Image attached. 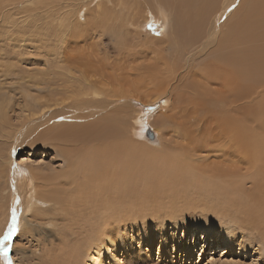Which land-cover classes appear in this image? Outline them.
I'll list each match as a JSON object with an SVG mask.
<instances>
[{
	"label": "rangeland",
	"instance_id": "374dc122",
	"mask_svg": "<svg viewBox=\"0 0 264 264\" xmlns=\"http://www.w3.org/2000/svg\"><path fill=\"white\" fill-rule=\"evenodd\" d=\"M89 2L90 0H0V118H2L0 119V169L4 168L3 164L6 159L8 160L9 150L5 146L12 142L9 148L12 150L14 145L15 138L14 136L9 138V131L14 125L16 127L13 133L21 129L22 126H19L21 121L18 117L22 111H25L26 104H33L34 98L61 92L71 81L69 79L75 76L76 78L72 79L74 82L80 76L78 71L70 68V64L64 57L62 45L67 44V47H70L69 54L80 51L82 57L95 58L94 60L101 62L103 65L100 74L107 78L104 79L105 81H113L115 77L111 84L118 83L116 86L122 85L128 89L131 86L128 83L130 82L136 89L135 94L139 92L138 95L142 94L146 98H151L146 106L139 104L132 112H137L139 119L146 121L151 129L152 125L158 130L159 141L153 142L154 139L149 141L144 131L142 134L137 133L130 119L133 113H129V118L125 121L126 139L129 142H135L134 146L139 150L137 155L145 185L150 182L148 179L154 176L155 171L169 169H171L169 171H178L176 167H173L174 170L171 167L175 161L172 156L189 147H194L200 158L192 166L193 171H264L252 165V159L248 156L253 151L254 145L251 142L243 155L234 151L226 156L218 151L217 145L220 142L216 136L225 135L227 131L224 130L225 124L230 122L228 120L236 122V116H240L245 107L240 105V101L229 103V107L235 106L236 109L231 108L234 110L232 113L224 109L222 117L228 118L225 120H217L209 114L207 100L216 96L211 92L213 91L211 87L216 89L218 87H209L199 81L194 75V70L197 68H192L187 76L179 77L174 83L178 91L176 94L173 92L167 96L166 105H159L161 101L151 96L154 94L152 86L155 83L148 82L152 78L155 79L154 72L162 66L163 62L170 63L168 55L172 53L173 45L170 39L171 33H168V37H164L153 26L152 19L143 21V17L148 15H146L147 11H143L145 7L143 3L139 0L137 3L133 0H102L100 2L102 19L98 26L92 27L90 24L92 21L88 20V24L81 25L83 34L77 35V30H74L76 11L80 5ZM95 2L92 0L89 5H86L87 8L95 11L97 9ZM78 11L76 18L83 22L86 9L82 7ZM63 13L68 15V25L60 23L59 16ZM108 14H111L110 18ZM169 29L172 28H168V32H170ZM62 40H64L63 43ZM75 44L78 45L72 47ZM184 53L189 54V51L186 50ZM131 54L136 55L130 58ZM186 54L184 56L182 52L181 56L175 58L176 60L180 58L182 63ZM197 62L199 60L193 64L196 65ZM147 68L150 70L155 68V71ZM120 76L124 77H122L123 81H119ZM194 78L198 79L200 87L197 88V79ZM92 79L95 78L92 77ZM187 79H191V82ZM190 84L191 87H189ZM180 86L183 92L179 89ZM188 87L190 91L187 90ZM192 88L196 92L195 90L194 93L191 92ZM191 94L194 96H190ZM254 100L257 101L256 98ZM254 100L250 105L245 104V106L252 107ZM188 102L202 103L203 105L200 104L199 108L203 110L199 109L196 114L192 113V105ZM249 124L245 123V126L247 131H252L253 139L258 137L257 133L259 139L264 136V123ZM189 135L192 136L189 137ZM22 139L16 140L19 143L16 147L17 151L10 158L14 164L24 168L40 167L50 174L58 173L65 168L66 161L54 148L43 147L41 144L30 146L29 141H24V136ZM156 179L157 177L154 176L155 181ZM155 181L150 182L154 188H151L153 190L152 196L149 197L151 200L143 199L139 210L136 207L129 208L125 216L111 219L112 221L109 220L110 222L103 226L97 216L91 219L85 218L86 221L80 219L83 225L80 223L81 226L77 229L82 235L79 239H74V235L59 227L58 222L61 220L57 222V227H52L50 223H45V216L38 220L34 219L32 222L34 227L27 231L18 229L19 231L12 237L9 251L11 264H264V249L259 242L254 241L259 240L258 234L242 230L244 226L238 223V217L234 212H229L219 221L215 210L211 209L207 203L206 194L203 196L185 187L188 192L180 199L174 195L166 197L168 185L157 184ZM10 183L11 180L8 179V188L4 189L5 179L0 174V220L6 215L7 196L12 192ZM145 185L143 188L147 190ZM248 185L249 183L246 186ZM146 190L142 189L143 192ZM87 212L85 210L84 213L87 214ZM40 221L44 222L41 230L35 227V224ZM99 227L101 230L97 231ZM196 229L198 230L194 234ZM230 238H232L231 241ZM47 251H50L52 255H47ZM74 251L76 252L72 256ZM0 264H4L3 255H0Z\"/></svg>",
	"mask_w": 264,
	"mask_h": 264
},
{
	"label": "bare ground",
	"instance_id": "6f19581e",
	"mask_svg": "<svg viewBox=\"0 0 264 264\" xmlns=\"http://www.w3.org/2000/svg\"><path fill=\"white\" fill-rule=\"evenodd\" d=\"M95 1L98 2H95L97 8L95 11L87 8L86 5L90 2L78 7V10L82 7L86 9L83 22L76 18L79 14L78 10L76 15L74 14L76 16L74 30H77V35L83 34L81 25L88 24V20L92 21L89 23L94 28L101 21L100 2L102 0ZM137 1L133 0L134 3ZM139 2L145 5L143 11H147L146 15L148 14L143 17V21L152 19L153 26L164 37H168V33H171L170 39L173 45L172 53L168 55L170 56L169 64L163 62L162 66L158 65L161 67L156 71L157 73L154 72L155 68L153 70L147 68L155 73V79L152 78L148 82L155 83L152 86L154 94L151 96L161 101L159 105H166L167 96L173 92L176 94L178 91L174 83L179 77L183 78L192 68H197L194 70V75L199 81L209 87H218V89L211 87L213 90L211 92L216 96L207 100L209 114L217 120H225L228 118L222 117L223 110L227 109L229 113H232L236 109L235 106L229 107V103L240 101V105L245 107L240 116L235 115L236 122L228 120L230 122L225 124L224 130H227L225 135L216 136L220 142L217 145L218 151L226 156L234 151L243 155L251 142L254 145L253 151L248 156L252 159V165L264 170V136L259 139L257 133L258 137L253 139L252 131H247L245 126V123L251 122L252 124L264 123V0H139ZM69 11L72 12V10ZM110 15L108 14V18ZM59 20L61 25L67 24L69 21L67 13L60 15ZM168 28H172L169 29L170 32ZM54 37H56L55 34ZM76 45L78 44L72 47ZM68 48L70 47H67V44L62 45V52L65 53L64 57L70 64V68L80 73L78 81L72 82V79L76 78L73 76L61 92L34 98L33 104H26V112L22 111L18 117L21 121L19 123V126H22L21 129L13 133L16 127L14 125L9 131V138L14 136L16 140H19L24 136V141H29L30 146L41 144L43 147L54 148L66 161V166L60 172L51 174L40 167L24 168L14 164L10 159L17 151L16 147L19 143L14 139L12 150L9 149L12 142L5 146L9 150L8 160L6 159L5 165L3 164L4 168L0 169V174L5 179L4 189L8 188V179L11 180L12 192L9 196L6 195L8 207L6 206L5 217L0 220V236L7 230L12 213L15 211L20 231L29 230L34 227L32 226L34 219L38 220L45 216L46 224L50 223V226L57 227L60 223L59 227L64 228L65 232L69 231L75 236L74 239H79L82 235L77 229L81 224L83 225L80 219L85 220L88 217L91 219L97 216L103 226L111 219L125 216L129 208L136 207L139 210L142 207V200L152 196L150 182L155 181L154 176H156L157 184L168 185L166 197L174 195L180 199L188 192V189H192L203 196L207 195V203L211 209L215 210L219 221L229 212H234L238 217V223L244 226L242 230L257 233L259 240H253L259 242L264 249V171H193L192 166L200 158L195 148L189 147L172 156L175 161L171 167L172 169L176 167L178 171L174 169V171H169L171 169L155 171V174L152 173L154 176L148 179L150 182L145 185L137 155L139 150L134 146L135 142H129L126 139L125 121L136 106L139 104L146 106L151 98H146L142 94V96L138 95L139 92L135 94L136 89L130 82L128 83L131 86L128 89L122 85L116 86L118 83H112V85L110 82H113L115 77L114 79L112 77L113 81H105L104 79L107 78L100 74L103 65L101 62L94 60L95 58L82 57L80 51L69 54ZM186 50L189 54L184 53ZM182 52L187 56L183 57L185 60L181 63L180 58L179 60L176 58L181 56ZM132 55L136 54H131L130 58ZM196 60L199 62L195 65L193 62L195 63ZM122 77L116 78L123 81L124 77ZM198 79L197 88L200 87ZM180 87L179 89H182V86ZM189 87L187 90L190 91ZM191 90L193 92L195 89ZM218 92L222 94H217ZM182 99L185 101L184 98ZM253 100L252 107L245 106V104L250 105ZM188 103L192 105V113L196 114L199 109L203 110L199 108L200 104L203 105L202 103ZM130 119L137 133L142 134L149 128L153 133V142L160 140L158 130L152 125L151 129L146 121L140 120L137 112L133 113ZM145 137L149 141L152 140L146 133ZM248 183L249 185L246 186ZM144 185L147 186V190L143 188ZM185 187L189 188L186 190ZM142 189L146 191L143 192ZM44 204L47 205L44 206ZM85 210L88 211L87 214L84 213ZM60 220L61 222H58ZM43 223L37 222L35 227L41 230ZM100 230L101 227L97 229V231ZM197 230L193 233L196 234ZM239 247H242L241 244ZM75 252H72V256ZM46 253L49 256L52 255L50 251Z\"/></svg>",
	"mask_w": 264,
	"mask_h": 264
},
{
	"label": "snow or ice",
	"instance_id": "6c2138e0",
	"mask_svg": "<svg viewBox=\"0 0 264 264\" xmlns=\"http://www.w3.org/2000/svg\"><path fill=\"white\" fill-rule=\"evenodd\" d=\"M18 231V222L15 211L12 213L11 221L7 227V230L0 237V255H3L4 264H11L9 257V251L11 249V240L15 233Z\"/></svg>",
	"mask_w": 264,
	"mask_h": 264
},
{
	"label": "water",
	"instance_id": "95a60500",
	"mask_svg": "<svg viewBox=\"0 0 264 264\" xmlns=\"http://www.w3.org/2000/svg\"><path fill=\"white\" fill-rule=\"evenodd\" d=\"M145 133H146V135H147V137H148L149 139H152V138H153V133L151 132L150 129H147V130L145 131Z\"/></svg>",
	"mask_w": 264,
	"mask_h": 264
}]
</instances>
